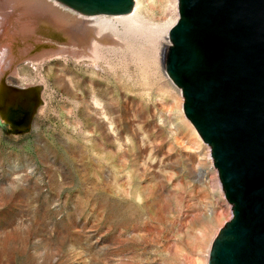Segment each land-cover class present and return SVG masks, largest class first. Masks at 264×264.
I'll return each mask as SVG.
<instances>
[{"label": "rangeland", "instance_id": "rangeland-1", "mask_svg": "<svg viewBox=\"0 0 264 264\" xmlns=\"http://www.w3.org/2000/svg\"><path fill=\"white\" fill-rule=\"evenodd\" d=\"M140 1L141 29L91 15L132 40L93 53L86 14L0 0V264H208L232 220L162 61L179 0ZM8 106L31 110L25 128L2 119Z\"/></svg>", "mask_w": 264, "mask_h": 264}, {"label": "water", "instance_id": "water-1", "mask_svg": "<svg viewBox=\"0 0 264 264\" xmlns=\"http://www.w3.org/2000/svg\"><path fill=\"white\" fill-rule=\"evenodd\" d=\"M58 1L89 15H125L135 5ZM179 9L165 64L233 205L208 264H264V0H179Z\"/></svg>", "mask_w": 264, "mask_h": 264}, {"label": "bare ground", "instance_id": "bare-ground-1", "mask_svg": "<svg viewBox=\"0 0 264 264\" xmlns=\"http://www.w3.org/2000/svg\"><path fill=\"white\" fill-rule=\"evenodd\" d=\"M2 3H3V1H2ZM174 4L176 6V9L178 10V0H174ZM4 5H6V4H3V6ZM1 6H2V4L0 3V8L2 9L3 6L2 7ZM143 12H144V8H143V5H142L141 1L140 0H135L134 9H133V11L131 13L125 14V15H117V17L123 18L122 21L125 23L124 24V27H122V29H123L122 31L124 33H126L127 31L132 30L133 28L141 29L142 28V16H143ZM86 15H87V17L90 20V24L88 26L89 27L90 26H93L94 29H96L95 30V32H96L95 34H97V36H98V37H94L93 36V38L92 37L90 38L91 39V43H92V45H91V47H92L91 48V51L93 53H96V50H97V47H98V43L124 46V45H126L128 43V41H132L129 37L128 38L123 37V34H121V32H119V29H118V31H116L117 27L114 25L112 19L106 18V19H100L99 20V19L94 18L93 16H91L89 14H86ZM9 16H10V14H9ZM39 17H40V14H39ZM39 19H41V18H39ZM100 23H103V24H106V25L111 24V26H112V28L114 30L105 32L104 34L101 35L99 33V31H98L99 29L97 27V24H100ZM76 26H75V28H76ZM85 29H87V28H84V30H83V27H82L81 29H79V32H82V30L85 31ZM90 30L91 29H89V31ZM92 31H93V29H92ZM92 31H90V32H92ZM168 34H169V29H166V30L163 31V37L166 40L167 44L169 45L170 42H169V39H168V36H169ZM163 49H164L163 58H162L163 64L165 65V68H166V71L168 73L169 79L172 80L175 83L173 77L170 75V73L168 72V69L166 67L165 58H164L165 48H163ZM179 88H180V90H179V93H178L179 94L178 104H179V107L181 108V105H182V96L183 95H182V89H181V87H179ZM11 90L12 89L3 87V85L0 84V93H1V91H4V93L7 94V97H11L12 96V94L10 93ZM7 101H8V105H9L10 102H11L10 101V98ZM30 114H32V113H31V110L28 109V108H26V109L23 108L21 110H18V109H14L12 106H8V111H6V112L3 111V113H2V119L5 122H7L10 125V127H12V128H25L28 125V120L30 118Z\"/></svg>", "mask_w": 264, "mask_h": 264}]
</instances>
